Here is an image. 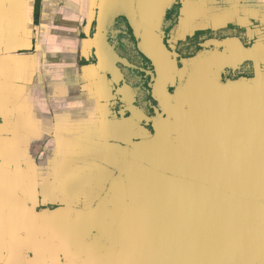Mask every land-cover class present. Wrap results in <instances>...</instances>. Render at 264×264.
Masks as SVG:
<instances>
[{
    "label": "water",
    "instance_id": "1",
    "mask_svg": "<svg viewBox=\"0 0 264 264\" xmlns=\"http://www.w3.org/2000/svg\"><path fill=\"white\" fill-rule=\"evenodd\" d=\"M179 1L124 0L137 22L139 51L156 71L159 130L125 144L121 168L91 206L46 208L53 227L16 232L23 215L43 214L10 190L19 200L1 202L18 213H8L0 227V264L33 254L25 243L31 234L72 264H264V72L260 66L251 79L223 83L220 71L253 56L215 57L171 96L175 77L163 33L167 11ZM106 3L98 0V8L106 10Z\"/></svg>",
    "mask_w": 264,
    "mask_h": 264
},
{
    "label": "crops",
    "instance_id": "2",
    "mask_svg": "<svg viewBox=\"0 0 264 264\" xmlns=\"http://www.w3.org/2000/svg\"><path fill=\"white\" fill-rule=\"evenodd\" d=\"M213 1L214 27L233 22L264 41V0ZM97 4L0 0L1 228L18 213L1 202L19 200L13 188L36 208L81 207L123 164L133 128L111 117L107 78L89 61Z\"/></svg>",
    "mask_w": 264,
    "mask_h": 264
},
{
    "label": "flooded vegetation",
    "instance_id": "3",
    "mask_svg": "<svg viewBox=\"0 0 264 264\" xmlns=\"http://www.w3.org/2000/svg\"><path fill=\"white\" fill-rule=\"evenodd\" d=\"M187 1L181 0L173 7L172 11H167L164 27L163 42L166 45V52L170 55L175 77L174 84L167 89L171 96L176 97L183 90L192 73L197 67H200L199 65L202 66V63L212 61L215 57L229 55L235 50H239L242 54H249L248 56H253L254 59L252 57L245 60L236 69L227 67L220 71L219 75L223 83L240 78L251 79L256 75L258 67L260 69L261 66V70L263 69V48L258 46V40L246 28L233 22H225L222 25L220 22V25L216 27L206 22L211 19L205 20L206 17L209 18L210 14L212 17L210 10L216 7L213 0H206L207 7L202 9V14H204L202 17H205L201 21V26L197 25L193 28L194 24L190 23L186 28L179 27L182 25V21L184 22L188 17V14L184 12L193 11L194 2L198 0L189 2L190 8L189 6L182 8L184 2ZM197 5L199 4L197 3ZM105 9L98 8L97 4L96 19L91 34L92 47L89 50V61L98 70L101 68L107 78L106 86L110 90L107 103L112 113L111 117L118 123L128 121L131 124L133 128L131 144L141 139L151 138L156 133L155 128L159 130L161 127L162 123L159 121L163 114L161 110H158L152 92L156 71L149 58L139 51L137 22L131 16V11L124 0H108ZM105 11L104 27L102 32H99L98 19L104 16ZM180 30L182 35L186 32L181 37L178 35ZM95 35L98 36L96 43ZM226 40L228 46L209 43ZM208 43L209 45H207ZM239 43L244 46L246 51ZM88 204L81 207L87 208L92 205ZM57 205L58 203L43 204L42 208H35L38 214H43L46 208L55 210L59 207ZM51 217L53 216L49 214L36 216L34 212L33 215L25 214L20 219L15 231L53 227L51 224L56 220ZM31 236L32 234L25 238V243L26 246H28V241L31 243L33 254L29 253L26 258H21L20 261H38L37 264H48L50 261H63L62 264H72L71 261H74L71 258L66 260L61 258L56 248L48 247L46 242L38 240L40 237L32 236L33 238H31Z\"/></svg>",
    "mask_w": 264,
    "mask_h": 264
},
{
    "label": "rangeland",
    "instance_id": "4",
    "mask_svg": "<svg viewBox=\"0 0 264 264\" xmlns=\"http://www.w3.org/2000/svg\"><path fill=\"white\" fill-rule=\"evenodd\" d=\"M217 1H219L220 3H223V0H217ZM189 2L190 3H192V2H194V0H188L187 2H184L185 4H183V6H182V8H185V7H187V6H189L188 4H189ZM197 3L199 4V5H197ZM225 5H218L217 7H220V8H223ZM191 6H189V8H190ZM205 7H207V1L206 0H198V1H196V2H194V8L192 7V10L193 11H191V10H188V12L186 11V12H184L185 14H188V17L185 19V21L183 22L182 21V25H180L179 27H182V26H184V28H186L190 23L191 24H194V27L193 28H195V26L197 27V25L198 26H201L202 25V20L204 19V17H202V15H204V14H202L203 12H202V9H204ZM229 8V7H228ZM183 10V9H182ZM197 11H198V13H197ZM210 12H211V10H210ZM185 14H183V16H185ZM211 18V14H210V16H209V18H207L206 17V19L205 20H207V19H210ZM184 19V18H183ZM196 19H197V22L195 23V21H196ZM211 20V19H210ZM210 20H208V21H206L208 24H209V22H210ZM210 23H212V22H210ZM192 28V27H191ZM192 28V29H193ZM186 33V32H185ZM184 33V34H185ZM183 34V35H184ZM178 35H179V37H181V35H182V33H181V30L179 31V33H178ZM182 35V36H183ZM263 35H264V32H263ZM176 39H178V38H176ZM259 45V47H262L263 48V45H264V41L262 40V41H260L259 43H258ZM264 49V48H263ZM262 72H264V56L262 57ZM90 196V195H89ZM88 197V196H87ZM86 197V198H87ZM68 198V197H67ZM94 197H89V198H87V200H86V203H91V202H93L94 201ZM88 204V205H89Z\"/></svg>",
    "mask_w": 264,
    "mask_h": 264
},
{
    "label": "bare ground",
    "instance_id": "5",
    "mask_svg": "<svg viewBox=\"0 0 264 264\" xmlns=\"http://www.w3.org/2000/svg\"><path fill=\"white\" fill-rule=\"evenodd\" d=\"M237 57V58H236ZM239 57H242V53H240V51L238 50V51H232L231 52V54H229V55H225V57L223 58V59H221V60H224V61H228V59H230V58H235V59H238ZM216 59V58H215ZM210 62V61H209ZM209 65V64H208ZM210 66V65H209ZM198 68V71L200 72L201 71V67H197ZM166 81V80H165ZM165 81H164V79H162L161 81H160V86H161V88L162 87H164L165 86ZM162 103H163V106H164V108H165V110H168V108L167 107H169V106H171V104H170V101H168V99H164V100H162Z\"/></svg>",
    "mask_w": 264,
    "mask_h": 264
}]
</instances>
